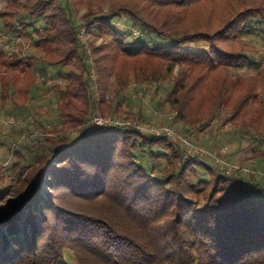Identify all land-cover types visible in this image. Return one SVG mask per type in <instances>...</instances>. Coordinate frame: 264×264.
Returning <instances> with one entry per match:
<instances>
[{"label": "trees", "instance_id": "trees-1", "mask_svg": "<svg viewBox=\"0 0 264 264\" xmlns=\"http://www.w3.org/2000/svg\"><path fill=\"white\" fill-rule=\"evenodd\" d=\"M204 1L127 0L90 9L78 23L67 0H0V29L30 36L35 49L0 45V105L23 108L32 99L37 60L66 69L65 84L52 86L59 127L45 130L27 152L16 150L10 174L0 173V202L9 206L0 214V264H264V175L226 174L166 135L87 124L104 100L92 93L94 68L97 88L103 92L115 76L118 94L131 80L159 88L179 65L165 98L178 118L189 123L191 106H210L200 120L207 125L230 106L228 120L264 138V49L224 45L246 36L264 43V4L242 0L246 7L215 30L182 28L186 9ZM154 5L177 10L160 16ZM83 27L109 37L91 47L106 49L95 67L77 45ZM150 34L170 43L149 45ZM251 67L257 73L243 72ZM128 116L143 120L141 112Z\"/></svg>", "mask_w": 264, "mask_h": 264}, {"label": "rangeland", "instance_id": "rangeland-1", "mask_svg": "<svg viewBox=\"0 0 264 264\" xmlns=\"http://www.w3.org/2000/svg\"><path fill=\"white\" fill-rule=\"evenodd\" d=\"M71 4L76 20L81 22V18L90 9L107 11L111 4L123 2L127 0H67ZM247 2H255L257 5L264 4V0H247ZM60 3L66 6V0H60ZM142 3V2H141ZM242 0H206L202 3H195L186 9V13L180 26L184 29L193 30H215L218 29L223 20L232 12L242 10ZM4 3H0V8ZM154 9L157 15L163 16L164 12H171L175 8L158 6H149ZM177 10V9H175ZM114 26H120L126 29L120 22H113ZM130 29L134 30V36H139V32L131 24H127ZM126 25V26H127ZM41 28L42 25H37ZM32 28H29V31ZM33 30V29H32ZM34 32V31H33ZM31 32V33H33ZM34 34V33H33ZM117 35H120V30ZM34 36V35H33ZM109 37L99 35L98 29L93 27L90 32H86L83 27L78 34L77 45L80 50H84L85 61L94 66L96 59L101 58L106 53V49L92 51L91 47L99 46L105 43ZM126 40H131L125 37ZM146 42L152 46L166 45L170 43V39H164L155 35L145 37ZM263 42L259 37L246 38L243 41L228 39L224 45L233 49H242L248 52H258L264 49ZM0 45L8 50L21 51L22 53L34 52V46L30 36H20L12 38L0 29ZM256 47V48H255ZM51 59V58H50ZM54 59V58H53ZM38 69L35 71L36 82L31 88L32 99L23 108L15 107L9 103L2 107L0 105V173L10 174V165L15 159V152H27L26 147L32 146L33 141L41 136L45 130L59 127L58 115L56 110V93L52 86L56 83L64 85V77L66 69L60 65H48L42 61H36ZM125 66L122 61H117V68ZM129 66V65H128ZM95 69V68H94ZM91 70L89 75L94 87L92 93L98 100L97 108L87 120L88 125L91 118L95 115H101L103 118H113L118 123L107 126H134L140 132L147 136L159 137L165 136L162 129L164 127L171 128L174 133L185 138L189 143L199 146L208 152H212L213 156H201L198 153L188 149V145L184 143L177 135H166L172 137L179 142L186 153L198 155L204 162L225 170L226 174L241 176L242 178H252L253 176L264 175V138L260 140L253 139V132L244 130L234 120H228L231 107L226 106L216 112L208 121L207 125H203L200 120L208 119L211 115L210 106L198 109L197 105L191 106L184 114L190 119L189 123L198 121L195 125L185 122L182 118H178V110L169 101H165L166 93L172 85L173 78L178 74L180 66L177 65L171 77L162 81L160 87L156 88V84L149 81L136 83L131 80L128 85L117 94V78H110L107 89L103 92L97 88L93 81L97 78L95 70ZM254 67L247 68L244 73H257ZM4 73V71H2ZM10 73V72H7ZM94 79V80H93ZM141 112L143 120H133L129 118V114H138ZM128 113V115H127ZM127 115V117H126ZM69 132L76 134L78 128L71 129ZM159 131L161 135L156 136ZM189 151V152H188ZM260 153L256 155L254 153ZM253 155V156H252ZM45 184L42 185V191L46 190ZM9 213V206L6 200L0 202V214Z\"/></svg>", "mask_w": 264, "mask_h": 264}, {"label": "built area", "instance_id": "built-area-1", "mask_svg": "<svg viewBox=\"0 0 264 264\" xmlns=\"http://www.w3.org/2000/svg\"><path fill=\"white\" fill-rule=\"evenodd\" d=\"M116 123H118V120H115L113 118H103L99 114L95 115L89 121V124H92V125H113ZM162 131L165 135H170V136L177 135L179 139H181L184 143L188 145V149L191 150L192 152L198 153L201 156H205V157H208V156L216 157L215 154H213L212 152H208L207 150H204L203 148L199 146H195L189 143L185 138L181 137L179 134L174 133V131L169 127H164ZM158 132L159 131L156 132V136L161 135Z\"/></svg>", "mask_w": 264, "mask_h": 264}]
</instances>
